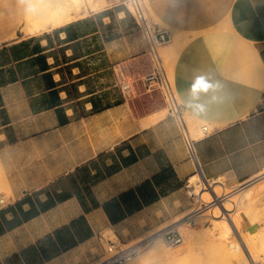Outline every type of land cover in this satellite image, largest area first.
I'll return each instance as SVG.
<instances>
[{"label": "crops", "instance_id": "crops-1", "mask_svg": "<svg viewBox=\"0 0 264 264\" xmlns=\"http://www.w3.org/2000/svg\"><path fill=\"white\" fill-rule=\"evenodd\" d=\"M123 2L16 39L27 0H0V264H97L110 239L180 223L200 183L264 175V0L146 3L195 157Z\"/></svg>", "mask_w": 264, "mask_h": 264}, {"label": "bare ground", "instance_id": "bare-ground-1", "mask_svg": "<svg viewBox=\"0 0 264 264\" xmlns=\"http://www.w3.org/2000/svg\"><path fill=\"white\" fill-rule=\"evenodd\" d=\"M104 3L105 0H27L26 9L21 16V30L27 36L37 35L41 32L65 25L79 17H84L89 9L98 10L103 7ZM162 51L167 54L166 48L162 47L160 52L162 53ZM5 185L7 186L6 183ZM208 189L209 190L200 194L199 201L201 202L199 206L195 208L197 210L200 209L198 215H212L218 221L216 223V228L222 236L230 235V231L234 229V225L235 228L240 231L238 219L231 211L233 204L236 203L235 196H233L232 193L222 196V187L212 186L211 183H208ZM263 196L264 175L254 180L251 186L244 188L239 194L241 200L239 208L248 211L252 205L260 203V201L264 203V201H262ZM214 198L216 200L215 206L210 208V205L207 207L202 205L203 201L211 202ZM220 213L225 216L220 217ZM252 220L255 221L256 217H253ZM180 226L184 229V240L182 243L176 246H167V244L163 242V237H157L149 246L144 248L141 254L134 260L135 264H156L164 256L185 254L186 252L192 251L195 245L203 239L216 237L215 232L212 231L214 234L208 235L207 232L202 231L200 228H192L193 226L191 227L188 223H182ZM263 233L264 232H262V234ZM239 236V243L225 239L220 240V238L217 239L221 248L226 251L228 255L226 258L229 260L230 264H252L253 260L257 261L259 258L257 251L259 248L256 249V242H258L256 236L255 234L246 236V234L244 235L241 231ZM260 240L264 243L263 238ZM260 245L264 247V244L260 243ZM250 258L253 260L251 261Z\"/></svg>", "mask_w": 264, "mask_h": 264}, {"label": "built area", "instance_id": "built-area-1", "mask_svg": "<svg viewBox=\"0 0 264 264\" xmlns=\"http://www.w3.org/2000/svg\"><path fill=\"white\" fill-rule=\"evenodd\" d=\"M124 3L129 12L133 15L147 43L148 53L152 62V69L145 78L147 86L149 89H159L163 92L168 112L179 121L190 155L195 157L196 138L189 130L184 107L178 99L173 80L170 77L160 52V49L171 41V32L168 27L163 26L150 17L144 0H125ZM129 88V84L124 86L125 90ZM207 130V126L202 128L205 135L208 133ZM190 193L192 195H197L194 190H191ZM1 202H4V199H2ZM199 210L200 209H194L183 220H189L190 223L193 222L200 213ZM157 237H163L170 246L178 245L184 240L183 233L179 229V223L159 230L132 244H123L118 240L110 239L107 245L108 255L97 264H132L143 249L149 246Z\"/></svg>", "mask_w": 264, "mask_h": 264}, {"label": "rangeland", "instance_id": "rangeland-1", "mask_svg": "<svg viewBox=\"0 0 264 264\" xmlns=\"http://www.w3.org/2000/svg\"><path fill=\"white\" fill-rule=\"evenodd\" d=\"M123 1H125V0H123ZM144 2L146 4V3H148V0H144ZM106 4H107V0H105V3L103 6H105ZM121 6L126 7L125 3L122 4ZM90 10L91 9H89V11ZM89 11H88V13H89ZM50 30H52V29H50ZM47 31H49V30H47ZM44 32H46V31H44ZM44 32H41L38 35H41ZM21 37H29V36L25 35L20 28L16 31V35L14 36V38L18 39ZM27 48H28V46L23 44L22 46L16 47V49H13L12 51H13V53L22 54L26 51ZM163 48H165V47L163 46ZM6 53H8V51L2 52V54H3L2 57L4 58V60L8 59V57L6 56ZM161 54L163 56V59H164V62L166 64V67L168 69V72L172 76L170 62L166 58L167 56L163 51ZM172 80H173V78H172ZM0 182H1V184H0V186H1L0 191H1L2 189L6 188V185H5L6 180L4 178V172L1 168H0ZM252 182L246 183L245 185H241V186L235 187V188L223 186V185H221L222 183H220V182H213V183H211V185L216 186V187L217 186L222 187V190H223V191L221 190V193L223 192L222 196H224L225 194H230V193H232V195L235 196L236 203L233 204L231 211L233 212L234 215H236V217L238 219V222L240 225V231L244 235L246 234V236H250V234H255L256 239L258 241V242H256L257 243L256 249L259 248L257 250L259 258L257 259V261H254L251 258H250V260L251 261L253 260L252 264H264V260H262V259H264L263 258L264 257V250H263L264 247H262L260 245V243L264 244L260 240L263 238V241H264V236H262V235H264V233L262 234V232H264V203L260 201V203L252 205L248 211L245 209L239 208L241 205V200H240L239 194L243 191L244 188L251 186ZM207 190H209V189H208V184H206V183H200L197 186V188L195 190V192L197 194V198H198L197 199V201H198L197 206H199V204L201 202V201H199L200 200V194L202 192L207 191ZM263 199H264V196H263ZM263 199H262V201H264ZM215 202H216V200L214 198L211 202L203 201L202 205L204 207H207L208 205H210V208H211V207L216 205ZM219 216L222 217L225 215L220 213ZM253 217H256L255 221L252 220ZM217 222L218 221L212 215H202V216L197 215L195 220L191 223L189 222V220H182L179 223V229L183 233V235H184V229L180 225L182 223H188L191 227L193 226L192 228H200V229H202V231L207 232L208 235L209 234L213 235L214 234L213 232H215L216 237L209 238V239H203L202 241H200L198 244L195 245V247L192 251L186 252L185 254H180L177 256H164L156 264H230L229 260L226 258V256H228V255L226 254V251L224 249H222L221 246L219 245L217 238H220V240L225 239L228 241L238 242V241H240V240H238L240 238V236H239L240 231L237 228H235V225H234L233 226L234 229H231L230 235L222 236L216 228ZM259 233H260V235L261 234L262 235L260 236ZM256 239H255V241H256ZM163 242L165 244H167V246H170L164 238H163ZM133 243H135V242H133ZM130 244H132V243H130ZM259 254H260V256H259ZM132 264H135V262H133Z\"/></svg>", "mask_w": 264, "mask_h": 264}, {"label": "snow or ice", "instance_id": "snow-or-ice-1", "mask_svg": "<svg viewBox=\"0 0 264 264\" xmlns=\"http://www.w3.org/2000/svg\"><path fill=\"white\" fill-rule=\"evenodd\" d=\"M197 86H203V87H207V85H201L200 82H198Z\"/></svg>", "mask_w": 264, "mask_h": 264}]
</instances>
